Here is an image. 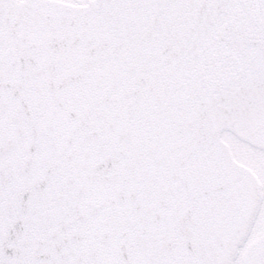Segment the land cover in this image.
I'll return each instance as SVG.
<instances>
[{
	"label": "snow or ice",
	"instance_id": "obj_1",
	"mask_svg": "<svg viewBox=\"0 0 264 264\" xmlns=\"http://www.w3.org/2000/svg\"><path fill=\"white\" fill-rule=\"evenodd\" d=\"M0 264H264V0H0Z\"/></svg>",
	"mask_w": 264,
	"mask_h": 264
}]
</instances>
